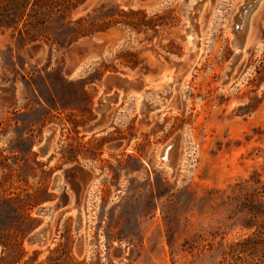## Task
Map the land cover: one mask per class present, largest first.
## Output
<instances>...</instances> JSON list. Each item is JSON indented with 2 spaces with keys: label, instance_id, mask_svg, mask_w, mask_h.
I'll list each match as a JSON object with an SVG mask.
<instances>
[{
  "label": "rangeland",
  "instance_id": "1",
  "mask_svg": "<svg viewBox=\"0 0 264 264\" xmlns=\"http://www.w3.org/2000/svg\"><path fill=\"white\" fill-rule=\"evenodd\" d=\"M64 1L0 0V264H264V216L250 213L264 203V0L229 84L245 0L204 4L189 69L192 0ZM31 8L44 24L2 27ZM162 82L169 103L153 110ZM42 223L46 241L30 244Z\"/></svg>",
  "mask_w": 264,
  "mask_h": 264
},
{
  "label": "water",
  "instance_id": "2",
  "mask_svg": "<svg viewBox=\"0 0 264 264\" xmlns=\"http://www.w3.org/2000/svg\"><path fill=\"white\" fill-rule=\"evenodd\" d=\"M207 1L208 0H200L198 2V7H197L198 11H196L193 15H189L188 18H186L189 21V24L191 26H193L194 34L197 35L198 38L201 37V33L199 30V25H198V14L201 11V7ZM253 1L254 0H245V3L247 2V3L251 4ZM185 11H186V8H185ZM185 15H186V13H185ZM237 17H238V15H237ZM235 20L238 21V19H235ZM235 23H236V21H235ZM186 26H187V23H186ZM232 29L234 30L233 31L234 40L232 42L234 54L231 58L230 65L228 66V69L225 72V75H226L225 79L227 81H229V79H231V76L235 72L237 65L240 63V61L243 57V52H245V50H246L245 47H246L247 41L249 40V37H248L249 26L247 24L245 26H243L241 23L235 24V25H233ZM185 31H186V36H188L187 28ZM200 45H201L200 42H198L196 44V46H195L197 49L196 51H198V49L200 48ZM196 53H198V52L194 53L192 48H191L190 57L192 59H196V56H195ZM115 99L118 100L119 95H116ZM104 119H105V115L101 114V118L99 119V121H97L94 125L88 127L87 132L88 133L95 132L98 128H100L103 125ZM175 145H176V143H173L172 147H174ZM41 154L43 157H46L48 155V146L47 145L41 149ZM160 159H161V162H163V163L168 162L164 156H161ZM61 180H62V177L60 175L54 176L53 182H52V190L53 191H57V192H61L63 190L66 191L65 188L64 189L62 188ZM61 207H64V204L59 203L55 206H42V207L38 208L36 215L38 217L48 219L51 217L52 213H55V211L57 209H60ZM42 225H43V223L41 225H39L36 229L33 230L31 236L28 239V242L30 244L43 243L46 241L48 223L45 224V228L40 229V227ZM82 225H83L82 213H81V210L78 209V215H77V221H76V230L79 231L81 229Z\"/></svg>",
  "mask_w": 264,
  "mask_h": 264
},
{
  "label": "bare ground",
  "instance_id": "3",
  "mask_svg": "<svg viewBox=\"0 0 264 264\" xmlns=\"http://www.w3.org/2000/svg\"><path fill=\"white\" fill-rule=\"evenodd\" d=\"M200 0H192L189 4H188V6H187V8H186V11H185V13H186V16L187 17H185V18H188V16L189 15H193L196 11H198V2H199ZM261 0H258L255 4H253L252 3V5L251 4H249V3H245V9H244V11H243V9H241L240 8V11H239V14H241V16L239 15V17H241V19H242V25L243 26H245L246 24L249 26V32H248V37H249V40H250V38H251V34H252V29H253V21L255 20V18H256V16L255 17H253V15L255 14V12H256V10H257V8H259V6H260V4L262 3V2H260ZM263 1V0H262ZM204 6V5H203ZM203 6L201 7V10H202V8H203ZM241 6H242V3H241ZM247 10V11H246ZM246 11V12H245ZM243 12V13H242ZM200 16H201V12H200V14H199ZM198 15V16H199ZM261 15V14H260ZM252 17H253V19H252ZM232 19V18H231ZM237 19V18H236ZM251 19H252V23H251ZM239 20V19H238ZM235 21H237V20H235ZM187 22V30H188V36H187V41H188V43L191 45V48H192V50H193V52L195 53V52H198V53H196L195 54V56L197 57L198 55H199V53H200V48H201V45H200V48L198 49V51H196L197 49H196V44L198 43V42H200L201 43V37L200 38H198L197 37V35H195L194 34V30H193V26H191L190 24H189V21L187 20L186 21ZM199 27H200V23H199ZM233 34V31H232V33L230 34V35H232ZM185 37H186V35H185ZM248 39V38H247ZM233 40H234V38H233V36H232V42H233ZM249 40L247 41V43L249 42ZM190 47V46H189ZM247 48V47H246ZM190 51V50H189ZM243 58V57H242ZM194 61H195V59H192L191 57H189V60H187V69H189L191 66H192V64L194 63ZM241 62V61H240ZM238 66V65H237ZM226 69H228L227 67H226ZM225 69V70H226ZM182 72H184V69H182ZM185 73V72H184ZM224 78H226V75H224L223 76ZM169 80V79H168ZM166 81V82H169V81ZM171 80V79H170ZM231 79H229V81H230ZM223 81H225V80H223ZM163 83L162 82V84H158V86H156V87H152V89H153V91H152V95L148 98V102L150 103V106H153V110H156V109H161L162 107H165V105L166 104H168L169 103V101H167V102H165V99H163L162 98V94H164L165 93V95H166V92H168V91H171V90H173V88H172V86L170 85V84H168V83ZM172 82V81H171ZM170 83V82H169ZM175 83V82H174ZM227 83L229 84V82L227 81ZM225 85H226V82L224 83ZM161 93V94H160ZM169 93V92H168ZM166 96H168V95H166ZM175 97V96H174ZM166 98V97H165ZM168 98V97H167ZM145 100V99H144ZM167 100V99H166ZM147 102V103H148ZM144 107L146 104L145 103H140L139 102V104H138V106H139V110H142V106ZM169 106H170V104H169ZM172 106V105H171ZM146 107V106H145ZM147 109H148V107H147ZM153 110H151V111H153ZM142 112V111H141Z\"/></svg>",
  "mask_w": 264,
  "mask_h": 264
},
{
  "label": "trees",
  "instance_id": "4",
  "mask_svg": "<svg viewBox=\"0 0 264 264\" xmlns=\"http://www.w3.org/2000/svg\"><path fill=\"white\" fill-rule=\"evenodd\" d=\"M14 4L16 5H21L22 7L25 6V9L26 7H29V6H36L37 3H38V0H34L33 2L31 0H13ZM60 3V2H59ZM62 4V3H61ZM63 4H67L65 7H64V10H69V6L70 5H73L74 3H72L71 0H68V1H64ZM34 13V15H33ZM132 14H135L133 12H131ZM25 13H16L14 15H12V18L10 20V22H4L2 27L3 26H6L7 28H11L12 26H17L19 25V23L25 18V16H27V19H26V22L29 23L31 22L32 20L34 21H37V24L40 25V24H44V19H40V16H38V13L31 8L30 12H28V14L24 15ZM86 20H79L76 22V24H72V23H69L67 26H66V30L68 32V35L65 37L66 38V43L67 45H71L73 42H75L77 39H78V36L79 35H82V36H85V33H86V27H84V22ZM90 32H94L92 29L89 30ZM137 65H135L134 67H132V69H134ZM258 194H261V196L264 197V190L261 191V192H257ZM250 213L256 217L258 215L260 216H264V203L262 204H255L253 205V207H251L250 209ZM262 230H263V224H262ZM264 231V230H263ZM263 234V233H261ZM242 248L240 250H237L238 252H241Z\"/></svg>",
  "mask_w": 264,
  "mask_h": 264
},
{
  "label": "flooded vegetation",
  "instance_id": "5",
  "mask_svg": "<svg viewBox=\"0 0 264 264\" xmlns=\"http://www.w3.org/2000/svg\"><path fill=\"white\" fill-rule=\"evenodd\" d=\"M262 5H263V7H262V9H264V3H262ZM258 9V8H257ZM242 19H240V20H238V21H236V23L234 22V24L233 25H235V24H242ZM232 31H234L233 29H232ZM143 103V102H142ZM142 106V105H141ZM146 106V105H145ZM143 107L142 106V112H144V111H146L147 110V106L146 107ZM162 156H164L165 157V159H167V161H169V159H170V153H169V150H167V151H165L164 150V152L162 153ZM46 206H50L49 204L48 205H46ZM53 214L54 213H52V215H51V217L53 216ZM50 217V218H51ZM50 218H48V219H50ZM41 229V228H40Z\"/></svg>",
  "mask_w": 264,
  "mask_h": 264
}]
</instances>
